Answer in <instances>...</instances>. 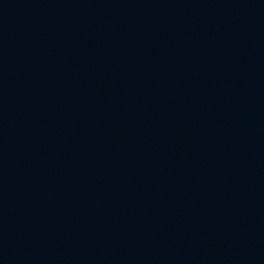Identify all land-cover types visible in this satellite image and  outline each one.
<instances>
[{"label":"water","instance_id":"obj_1","mask_svg":"<svg viewBox=\"0 0 264 264\" xmlns=\"http://www.w3.org/2000/svg\"><path fill=\"white\" fill-rule=\"evenodd\" d=\"M0 264H264V0H0Z\"/></svg>","mask_w":264,"mask_h":264}]
</instances>
